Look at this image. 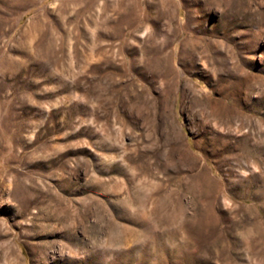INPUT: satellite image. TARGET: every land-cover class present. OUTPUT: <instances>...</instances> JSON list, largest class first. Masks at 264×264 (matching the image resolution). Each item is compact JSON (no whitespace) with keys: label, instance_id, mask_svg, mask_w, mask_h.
<instances>
[{"label":"rangeland","instance_id":"374dc122","mask_svg":"<svg viewBox=\"0 0 264 264\" xmlns=\"http://www.w3.org/2000/svg\"><path fill=\"white\" fill-rule=\"evenodd\" d=\"M0 264H264V0H0Z\"/></svg>","mask_w":264,"mask_h":264}]
</instances>
